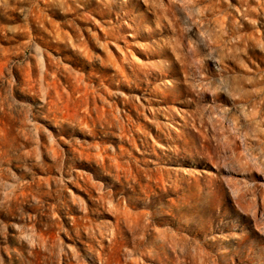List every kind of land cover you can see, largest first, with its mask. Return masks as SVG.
<instances>
[{"label":"rangeland","instance_id":"obj_1","mask_svg":"<svg viewBox=\"0 0 264 264\" xmlns=\"http://www.w3.org/2000/svg\"><path fill=\"white\" fill-rule=\"evenodd\" d=\"M0 264H264V0H0Z\"/></svg>","mask_w":264,"mask_h":264},{"label":"bare ground","instance_id":"obj_2","mask_svg":"<svg viewBox=\"0 0 264 264\" xmlns=\"http://www.w3.org/2000/svg\"><path fill=\"white\" fill-rule=\"evenodd\" d=\"M111 210V209H110ZM118 224H120V220H118ZM138 224V223H137Z\"/></svg>","mask_w":264,"mask_h":264}]
</instances>
